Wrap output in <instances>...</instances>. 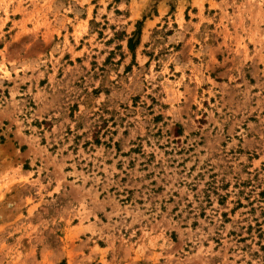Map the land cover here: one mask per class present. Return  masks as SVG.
Wrapping results in <instances>:
<instances>
[{"label": "rangeland", "instance_id": "374dc122", "mask_svg": "<svg viewBox=\"0 0 264 264\" xmlns=\"http://www.w3.org/2000/svg\"><path fill=\"white\" fill-rule=\"evenodd\" d=\"M0 264H264V0H0Z\"/></svg>", "mask_w": 264, "mask_h": 264}]
</instances>
